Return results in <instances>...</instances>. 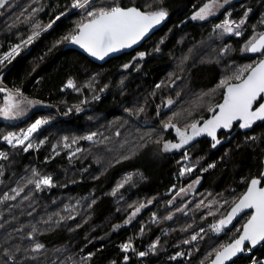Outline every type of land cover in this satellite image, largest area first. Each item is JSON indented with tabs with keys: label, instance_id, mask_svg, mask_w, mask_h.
I'll list each match as a JSON object with an SVG mask.
<instances>
[{
	"label": "trees",
	"instance_id": "1",
	"mask_svg": "<svg viewBox=\"0 0 264 264\" xmlns=\"http://www.w3.org/2000/svg\"><path fill=\"white\" fill-rule=\"evenodd\" d=\"M70 2L7 0L0 8V56L21 44L19 55L0 66V83L41 101L20 122L0 120V152L8 157L0 159V264L211 263L220 245L238 238L237 229L242 230L250 215L226 228L221 237L210 232L197 241L191 237L227 215L248 182L261 178L264 121L249 129L236 126L233 131H223L215 148L212 139L200 136L184 149L168 152L163 150V142L178 139L175 130L164 131L161 122L173 113H181L173 121L180 127L209 118L208 106L222 102L223 90L212 91L219 81L240 66L264 59L241 51L254 34L264 32V0H235L221 15L203 22L191 20V16L207 0H162V5L159 0H148L153 7L168 11V24L139 50L104 66L68 49V42L57 43L83 15L70 10ZM102 2L96 0L97 6ZM116 3L144 6L145 0ZM248 9L240 37L213 32L214 25L226 17L239 22ZM61 12L67 15L23 45L38 30L36 24L44 28ZM225 47L230 50L222 54ZM140 52L146 53L143 59L138 57ZM125 64L129 67L124 68ZM68 79L81 90L65 88ZM90 81L92 87H84ZM157 84L162 86L156 88ZM4 96L0 92V104ZM169 99L174 101L171 106L167 105ZM141 107L144 111L138 112ZM40 118L49 123L33 133V147L27 152L23 149L28 141L13 148L3 140L8 132L20 133ZM91 133H97L93 141L72 143L74 137ZM64 137H68V148ZM186 167L194 170L181 176ZM33 170L51 176L54 186L38 190L29 184ZM127 177L131 179L118 188ZM197 180L192 196L176 198L181 189ZM225 200L229 203L224 204ZM140 204L146 207L125 224ZM157 240L153 253L150 245ZM129 241L135 251L125 253L120 246ZM36 243L44 247L33 252ZM141 251L148 254L140 257ZM251 251L246 250L234 264L264 262V245Z\"/></svg>",
	"mask_w": 264,
	"mask_h": 264
},
{
	"label": "snow or ice",
	"instance_id": "2",
	"mask_svg": "<svg viewBox=\"0 0 264 264\" xmlns=\"http://www.w3.org/2000/svg\"><path fill=\"white\" fill-rule=\"evenodd\" d=\"M162 5V0H159ZM229 0H207L202 6L198 7L191 16V20L204 21L209 17L214 16L220 8L225 4H228ZM7 0H0V8L5 7ZM70 10H79L83 13L81 19L75 23L74 28H72L69 33L63 36L57 43L68 42L74 45H78L81 49L87 52L90 56L95 57L99 60H103L109 54L118 52L125 48H131L133 45L138 44L149 34L152 30L160 25L168 17V11L163 7H153L152 4L145 0L144 6H139L133 4L132 6H120L116 3V0H104L99 6H97L96 0H71L70 5H68ZM251 9L244 12L243 17L239 22L233 21L230 18H225L221 23L214 25L213 32L220 36L234 35L240 37L243 33V26L246 23L248 15ZM66 12H61L55 17L48 25L41 28L39 24L35 25V28L31 35L27 37V40L22 41L24 46L30 44L35 38L40 36L42 31L51 29L53 25L61 19V17L66 16ZM231 13L228 14V17ZM264 23V21H262ZM163 43V41H161ZM55 46V45H54ZM21 49V44H16L13 46L9 52L0 56V66H3L5 62L11 63V61L19 55ZM230 50L229 47H225L222 54L227 53ZM155 51L159 52L160 49L157 47ZM243 52L256 53L264 56V32L254 34L241 49ZM146 53H138V57L143 59ZM129 65L125 64L124 68H128ZM92 81H95V77H92ZM162 85L157 84L156 88H160ZM65 88H71L76 91L81 89L77 88V85L73 79H68ZM84 87L91 88L92 82L84 85ZM223 90L222 92V102L210 104L207 111L211 113V116L207 119L201 117L199 120H192V122L185 124L183 127L177 125L173 121L176 117L180 116L181 113H173L166 121H162V128L164 131L169 129H174L176 138L178 142L173 143L171 141L163 142V150L165 152L172 150L184 149L185 146L190 145L197 137L206 135L211 137L212 147L215 148L220 140L217 139V131L220 129H231L234 123L238 122V126L241 129L251 128L257 121H264V59H259L253 64H246L236 68L231 75L224 76L213 89V92L217 90ZM63 91V89H61ZM105 89H100L103 92ZM0 92L5 93L3 103L0 104V117L7 120H14L20 116H23L27 110L31 107H35L41 104V101L31 100L24 96L20 89L9 90L4 87H0ZM204 95H208L205 93ZM94 100H99V96H93ZM87 101H83L86 103ZM174 101L169 99L167 105L171 106ZM77 112L81 111L79 106H74ZM69 112L72 111L71 108L68 109ZM129 115L133 112L131 109H126ZM138 112H143V107L137 109ZM160 111H157V116H160ZM191 116L192 113L188 112ZM49 123L47 118L36 119L26 130L22 129L20 133L8 132L3 136V140L13 148L17 146L27 145L24 147V151L27 152L33 147L30 138L33 133H36L42 126ZM97 133H91L90 135L73 138L72 143L75 144L79 139H84L88 141H93ZM119 135V133H117ZM65 143L64 147L68 148L70 145L67 143L68 137L63 138ZM251 139H255L252 137ZM156 143H161L160 140L155 141ZM43 143V142H41ZM55 151V146L54 149ZM76 151H81L77 149ZM57 155L59 153H56ZM75 155V153H73ZM7 154L0 152V159H7ZM127 158V157H126ZM187 153L185 152V159H187ZM214 167V165H210ZM194 169L192 167H186L181 170L180 175L183 176L185 172H192ZM206 170V169H205ZM261 178H252L248 182L246 191L239 196L236 200L232 201L231 210L227 215L220 218L216 223L211 225L212 230L219 234L223 232L229 225L232 224L236 217L247 209L252 210L251 215L247 221L242 225V230L237 229L240 233L238 238L231 240L226 244L220 245L218 249L215 250V258L212 260L211 264H226L228 261H232L234 257L238 254L244 253L246 250L251 251L257 245L264 244V172L260 174ZM131 177H127L122 183L118 185V188L124 187ZM29 184H34L36 189H41L44 187H52V177L48 175H41L38 171H32V178L28 179ZM194 183H199V180ZM191 188L192 186L189 185ZM15 191V190H14ZM22 191V189H21ZM185 191L184 189L180 190ZM19 192H17V195ZM115 195V190L113 192ZM15 199V197H11ZM148 203H151L149 201ZM227 200L224 204H228ZM221 204L220 207H223ZM131 207V206H130ZM146 207L145 204H140L131 213L129 218L125 220V224H128L132 219L140 212L142 208ZM182 211V209H178ZM209 215H214V213L209 212ZM168 219H171L169 216ZM119 228L120 226H115ZM115 230V228H114ZM35 232L36 229L34 228ZM204 231L201 229V232ZM143 232V228L141 229ZM198 235V234H197ZM197 235H193L191 240L195 241ZM184 243H189V241H184ZM159 244V241L153 242L150 245V251L155 252ZM250 245L251 247H247ZM44 246L40 243H36L35 247L32 249L33 252L40 251ZM121 250L127 253L129 250L135 251L131 241L124 243L121 246ZM148 253L141 251L138 253L140 257L146 256ZM177 255H182V253H177ZM92 254H89L88 259H90ZM129 257L124 256V261L127 262ZM171 259H176L172 257ZM112 264H116L115 261ZM252 264H264V262L252 261Z\"/></svg>",
	"mask_w": 264,
	"mask_h": 264
},
{
	"label": "water",
	"instance_id": "3",
	"mask_svg": "<svg viewBox=\"0 0 264 264\" xmlns=\"http://www.w3.org/2000/svg\"><path fill=\"white\" fill-rule=\"evenodd\" d=\"M169 22V16L161 22L160 25H157L153 30L152 32L149 34L148 37H146L144 40H142L141 42H139L138 44L136 45H133L131 48H125V49H122L118 52H114V53H111L109 54L107 57H105L103 60H99L95 57H92L90 56L87 52H85L83 49H81L78 45H74V44H69L67 46L68 49L70 50H75V51H78L79 53H81L82 55H84L88 60H90L92 63L98 65V66H104L105 64H107L109 61L111 60H114V59H118L122 56H125V55H130L132 54L133 52L139 50L147 41H149L157 32H159L160 30H162ZM250 56H260V54H256V53H249ZM211 116V114H210ZM209 116V117H210ZM238 126V122L234 123L233 127L231 129H220L217 131V138L218 136L223 132V131H233L235 129V127ZM203 138H208V139H211V137H207L206 135H202ZM264 172V170H263ZM231 210V209H230ZM252 213V210L250 209H247L245 210L244 212L240 213L235 220H233L232 224L229 225L227 228H231L233 227L236 223H238L241 219H243L244 217L248 216V215H251ZM264 245V244H262ZM262 245H257L255 248H252V249H257L259 247H261ZM247 247H251L250 245H248ZM246 252V251H245ZM238 254L237 257H234L232 261H228L226 262V264H234L239 258H241L244 254ZM211 264V263H209Z\"/></svg>",
	"mask_w": 264,
	"mask_h": 264
},
{
	"label": "rangeland",
	"instance_id": "4",
	"mask_svg": "<svg viewBox=\"0 0 264 264\" xmlns=\"http://www.w3.org/2000/svg\"><path fill=\"white\" fill-rule=\"evenodd\" d=\"M235 0H229V3L228 4H225L222 8H220L219 9V11L214 15V16H212V17H217V16H219V15H221V13L223 12V10L229 5V4H231L232 2H234ZM221 3H223V0H221ZM212 17H209L207 20H209L210 18H212ZM197 22H203V21H199V20H196ZM204 21H206V20H204ZM226 35V34H225ZM224 35V36H225ZM242 54L243 55H249V53L248 52H243L242 51ZM255 57V56H254ZM0 87H4L3 85H1V83H0ZM35 109H36V107H31V108H29L28 110H27V112L23 115V116H20V117H18V118H16V119H14V120H7V119H4L3 117H0V120L1 121H4V122H10V123H16V122H20V121H22V120H24V119H26V118H28L34 111H35ZM198 185H199V183H192L191 184V188L188 186L186 189H184L185 191H183V192H179V194L177 195V199H187V198H189L190 196H192L193 195V193H194V191L195 190H197V188H198Z\"/></svg>",
	"mask_w": 264,
	"mask_h": 264
},
{
	"label": "built area",
	"instance_id": "5",
	"mask_svg": "<svg viewBox=\"0 0 264 264\" xmlns=\"http://www.w3.org/2000/svg\"><path fill=\"white\" fill-rule=\"evenodd\" d=\"M154 221L155 222H157V218H154ZM206 232H210V233H212V234H214L215 236H217V237H221V236H223L224 234H225V230L223 231V232H221V233H219V234H217V233H215L213 230H212V228H211V226L210 227H208V228H206V229H204V231H202L201 232V230H198L194 235H197V239L195 240V241H197L201 236H203V234L204 233H206ZM252 252V251H251Z\"/></svg>",
	"mask_w": 264,
	"mask_h": 264
},
{
	"label": "bare ground",
	"instance_id": "6",
	"mask_svg": "<svg viewBox=\"0 0 264 264\" xmlns=\"http://www.w3.org/2000/svg\"><path fill=\"white\" fill-rule=\"evenodd\" d=\"M214 235V234H213Z\"/></svg>",
	"mask_w": 264,
	"mask_h": 264
}]
</instances>
